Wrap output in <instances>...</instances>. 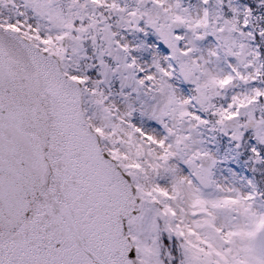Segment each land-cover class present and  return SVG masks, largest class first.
Returning <instances> with one entry per match:
<instances>
[{
    "label": "snow or ice",
    "instance_id": "1",
    "mask_svg": "<svg viewBox=\"0 0 264 264\" xmlns=\"http://www.w3.org/2000/svg\"><path fill=\"white\" fill-rule=\"evenodd\" d=\"M0 264H264V0H0Z\"/></svg>",
    "mask_w": 264,
    "mask_h": 264
}]
</instances>
